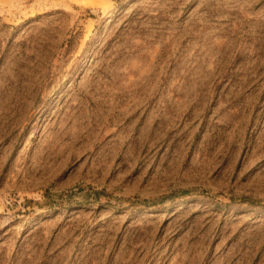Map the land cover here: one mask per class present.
Masks as SVG:
<instances>
[{
    "label": "rangeland",
    "instance_id": "1",
    "mask_svg": "<svg viewBox=\"0 0 264 264\" xmlns=\"http://www.w3.org/2000/svg\"><path fill=\"white\" fill-rule=\"evenodd\" d=\"M0 264H264V0H0Z\"/></svg>",
    "mask_w": 264,
    "mask_h": 264
}]
</instances>
